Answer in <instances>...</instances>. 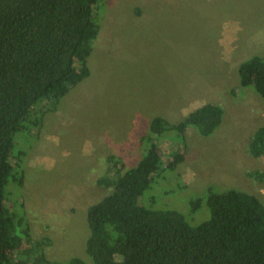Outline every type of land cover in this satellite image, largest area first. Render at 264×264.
I'll return each instance as SVG.
<instances>
[{"label": "rangeland", "instance_id": "rangeland-1", "mask_svg": "<svg viewBox=\"0 0 264 264\" xmlns=\"http://www.w3.org/2000/svg\"><path fill=\"white\" fill-rule=\"evenodd\" d=\"M99 4L90 75L41 118V127L31 123L16 135V148L25 151V182L16 198L24 202L33 238L49 239L46 252L60 262L80 257L91 264L88 207L112 190L97 180L111 154L124 159L125 171L138 164L151 145L145 137L156 116L178 123L205 102L224 108L223 122L210 136L190 126L184 142L155 139L165 161L173 152L184 160L176 173L155 176L145 192L148 206L178 210L196 225L210 217V186L264 199L263 184L248 175L264 170V155L249 152L251 135L264 125V99L253 86H240L238 72L246 59L264 57V0Z\"/></svg>", "mask_w": 264, "mask_h": 264}, {"label": "trees", "instance_id": "trees-1", "mask_svg": "<svg viewBox=\"0 0 264 264\" xmlns=\"http://www.w3.org/2000/svg\"><path fill=\"white\" fill-rule=\"evenodd\" d=\"M99 1L0 0V264H88L80 257L51 259L45 247L50 240L33 238L24 202L16 198L25 182V151L16 148V135L31 123L41 127V118L57 111L90 75ZM238 72L240 86H253L264 99V57L246 59ZM223 119L224 108L216 102L195 108L178 123L156 116L145 137L151 145L138 164L125 171L122 157H108L109 168L97 183L112 190L88 207L91 264H264L261 195L210 186V217L196 225L178 210L148 206L145 192L155 176L167 169L176 173L184 160L182 152H173L165 161L155 139L184 142L190 126L210 136ZM249 152L264 155V125L251 135ZM248 175L264 185V170ZM202 201L194 199L192 209Z\"/></svg>", "mask_w": 264, "mask_h": 264}, {"label": "built area", "instance_id": "built-area-1", "mask_svg": "<svg viewBox=\"0 0 264 264\" xmlns=\"http://www.w3.org/2000/svg\"><path fill=\"white\" fill-rule=\"evenodd\" d=\"M261 191H262V194H263V196H264V185H263Z\"/></svg>", "mask_w": 264, "mask_h": 264}, {"label": "crops", "instance_id": "crops-1", "mask_svg": "<svg viewBox=\"0 0 264 264\" xmlns=\"http://www.w3.org/2000/svg\"><path fill=\"white\" fill-rule=\"evenodd\" d=\"M205 103H206V102H205ZM205 103H204V104H205Z\"/></svg>", "mask_w": 264, "mask_h": 264}]
</instances>
